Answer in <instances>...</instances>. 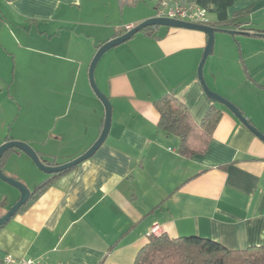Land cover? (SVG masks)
<instances>
[{"label":"crops","instance_id":"obj_1","mask_svg":"<svg viewBox=\"0 0 264 264\" xmlns=\"http://www.w3.org/2000/svg\"><path fill=\"white\" fill-rule=\"evenodd\" d=\"M174 1L204 7L214 24L250 9L240 27L218 28L204 75L212 90L239 105L264 133L242 99L264 97V0ZM83 4L0 0V96L10 95V83L16 81L12 65L19 58L11 47L27 54L19 78L22 104L14 120L22 118L24 130L14 136L11 131L10 139L76 145L75 156L65 162L89 149L104 126L105 107L89 80L95 53L126 26L156 16L158 0L125 6L107 0L98 9ZM207 40L203 31L157 26L101 57L95 79L112 103L110 133L92 157L52 181L0 227V263L11 254L32 264H134L154 225L170 237L198 235L230 249L263 243L264 141L206 95L198 67ZM168 93L198 124L213 104L223 111L205 154L182 156L180 138L158 127L155 101ZM7 109L10 117L13 106ZM37 151L46 158L47 149ZM13 156L39 174L29 156L13 151L3 165L7 175L19 177L5 171ZM19 197L0 179V217Z\"/></svg>","mask_w":264,"mask_h":264},{"label":"trees","instance_id":"obj_2","mask_svg":"<svg viewBox=\"0 0 264 264\" xmlns=\"http://www.w3.org/2000/svg\"><path fill=\"white\" fill-rule=\"evenodd\" d=\"M137 0H119L121 6L133 4ZM158 4L156 8L159 5ZM249 8L235 11L230 19L217 24L216 28L240 27L248 17ZM157 26H149L142 31H153ZM160 114L158 127L167 134L180 138L179 152L182 156L193 157L205 154L209 148L214 130L223 111L212 105L200 124L196 123L188 108L175 96L168 93L155 101ZM15 151L7 150L2 157V167L6 158ZM75 167V166H74ZM72 168L51 175V178L39 185L30 199L19 209H25L35 200L42 190L52 181L69 172ZM134 264H264V241L261 245L244 249H230L220 242L198 235L170 237L167 233L149 235L148 242L139 250Z\"/></svg>","mask_w":264,"mask_h":264},{"label":"water","instance_id":"obj_3","mask_svg":"<svg viewBox=\"0 0 264 264\" xmlns=\"http://www.w3.org/2000/svg\"><path fill=\"white\" fill-rule=\"evenodd\" d=\"M149 26L187 28V29H194L205 32L208 36V40L206 47L204 49L203 57L198 67V78L204 88L206 95L213 102L220 103L226 106L244 125H246L255 135H257L261 140L264 141V133L249 121V119L244 115L240 107L231 100H229L228 98L221 95L220 93L212 90L205 79L204 66L207 61V58L213 55L214 53L215 44H216V32L219 31L220 29L210 24H199V23H193L189 21H183L168 17L153 16L133 26L131 29L127 30L123 34L116 36L113 39L103 43L93 57V60L89 68V80L92 89L94 90L95 94L99 97V99L102 101L105 107V120L100 136L91 145V147H89V149H87L83 154H81L79 157L75 158L74 160H71L62 165H55V164L45 163L41 159L39 154L26 142L9 140L0 145V179L14 186L20 191L19 199L9 208V210L3 216L0 217V227L7 224L10 221V219L16 215L19 209L30 199L33 192L25 183H23L22 181H20L19 179L13 176L7 175L4 172L1 161L4 153L12 148L19 149L27 153L33 159L37 167L47 174H54L72 168L80 164L81 162L85 161L86 159L92 157L97 152V150L103 145V143L106 141L110 133L112 126V114H113V107L110 99L99 88L95 79V70L98 65V62L107 51L131 39L135 34H137L138 32L142 31L143 29ZM224 31L230 33L231 35H235L237 33L248 34V32H244V31H236V30H224ZM255 34L259 35L260 33H255Z\"/></svg>","mask_w":264,"mask_h":264},{"label":"rangeland","instance_id":"obj_4","mask_svg":"<svg viewBox=\"0 0 264 264\" xmlns=\"http://www.w3.org/2000/svg\"><path fill=\"white\" fill-rule=\"evenodd\" d=\"M106 2H107V0H93V1L84 0L83 7L89 8V9H92V7H94L96 9H98L100 7L102 8L103 6H105ZM109 20H113V17L109 18ZM30 44L33 46L37 45V43H30ZM11 48L14 50L13 52H16L19 59L17 60V65H16V63H14L12 65V67H14L15 69L17 67V74L15 75L16 81H15L13 86H11L12 82L10 79V82H11L10 83V95L8 94V92H6L5 96H0V145L5 143L6 141H9V140L23 141V140H18V139H10V132L12 131L11 136H14V135L18 134V132L24 130L22 127V118H20V120H18L16 122L14 120L17 117V114L19 113L18 111L20 110V106L22 104V97L19 96L18 94H21L23 86H22V84H20L19 78H21L20 71L27 61V57H26L27 54H26L25 50H19L18 46L11 47ZM206 71H208V66L206 68ZM242 99H243V102L245 104V109L249 113L254 114L258 119H260L261 120L260 124L263 125V127H264V121H262L264 118V97H258L254 94L253 95L249 94L247 96H242ZM218 105L223 106L222 104H218ZM10 106H13L14 111H13V113L10 112V117H8V109L7 108H10ZM12 116H13V118L11 120L10 118ZM43 140H44V137H43ZM23 142H26V141H23ZM26 143H28V142H26ZM28 144L37 153H38L37 150L39 148L48 150L47 151L48 154H47L46 158L45 157H42L43 159L41 158L47 164L62 165V164L67 163L71 160H74L75 158H77L81 155L80 154V155L74 157L73 159L65 162L66 156H75L74 153H75L76 145H74L72 143H67V142H65L63 144H58V143L54 142L53 140L50 141V143H48V144L47 143L46 144L34 143L33 145H31L30 143H28ZM15 151L17 153H18V151L21 152L23 157L29 156L27 153H25L19 149H15ZM10 156H11V154H10ZM17 157L18 156H13L10 159V169H9V166H6L5 171L16 172L19 175V177L17 179H19L20 181L25 183L29 188H37L42 180L45 181L47 179L48 174L45 173L44 171L40 170L30 156H29L30 157L29 159H31V161L37 167V169H38L37 173H39V174H36V172L35 173L32 172L31 170H32L33 166H31V167L27 166L25 164V161H22ZM38 182H40V183H38ZM36 183L38 184L37 187H35ZM10 187H13V189L15 188L12 185H10ZM15 189H17V188H15Z\"/></svg>","mask_w":264,"mask_h":264},{"label":"built area","instance_id":"obj_5","mask_svg":"<svg viewBox=\"0 0 264 264\" xmlns=\"http://www.w3.org/2000/svg\"><path fill=\"white\" fill-rule=\"evenodd\" d=\"M157 17H168L199 24H209L208 12L204 7L194 3H182L174 0H161L156 8ZM126 26V31L131 29ZM159 225H154L149 235H159ZM31 260H17L13 255L6 254L0 264H32Z\"/></svg>","mask_w":264,"mask_h":264}]
</instances>
